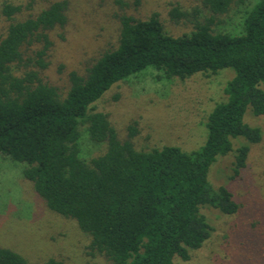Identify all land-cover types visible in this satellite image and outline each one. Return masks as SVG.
<instances>
[{
	"label": "trees",
	"instance_id": "trees-1",
	"mask_svg": "<svg viewBox=\"0 0 264 264\" xmlns=\"http://www.w3.org/2000/svg\"><path fill=\"white\" fill-rule=\"evenodd\" d=\"M200 1L190 15L192 30L178 36L165 31L157 13L144 20L120 16L116 45L84 74L70 72L64 94L41 73L49 65L50 33L67 22L65 0L10 23L0 35V155L22 163L23 178L47 208L74 220L90 236V250L111 264L188 261L213 230L200 207L224 215L240 207L232 190L214 188L207 174L217 157L233 151L231 178L240 175L250 146L261 141L260 128L243 117L248 108L254 116L264 115V0ZM232 6L246 7L240 31H216L218 17ZM21 9L4 2L1 12L13 20ZM170 15L189 17L176 8ZM225 68L234 77L224 88L225 101L209 113L205 142L195 151L136 150V121L119 140L108 116L94 111L93 104L113 85L150 69L157 80L183 81ZM83 132L94 143H106L104 153L82 159ZM237 137L245 143L234 150L231 140ZM0 264L27 262L0 248ZM45 264L65 263L50 258Z\"/></svg>",
	"mask_w": 264,
	"mask_h": 264
},
{
	"label": "rangeland",
	"instance_id": "rangeland-1",
	"mask_svg": "<svg viewBox=\"0 0 264 264\" xmlns=\"http://www.w3.org/2000/svg\"><path fill=\"white\" fill-rule=\"evenodd\" d=\"M61 0H0V35L8 25L36 15L49 4ZM67 22L50 33L53 46L49 65L41 75L45 82L64 94L72 71L84 74L103 52L113 48L119 34V17L144 20L157 13L167 33L178 36L192 30L190 16L201 8L200 0H65ZM4 2L22 7L8 20L1 12ZM189 17L174 18V9ZM246 7L232 6L218 17L216 31L237 34ZM208 16L207 13H204ZM156 71L147 70L113 85L93 104L115 128L119 140L127 127L137 122L133 138L136 150L176 146L185 152L198 150L205 142V122L213 107L225 101L224 88L233 77L230 68L216 74H195L185 80H157ZM244 123L259 127L261 141L251 145L247 166L241 174L232 172L233 151L219 156L210 166L208 182L232 190L240 206L234 215H224L208 206L199 209L213 229L204 245L190 253L188 261L175 264H264V115L254 116L248 108ZM83 131V130H82ZM233 149L245 143L231 140ZM80 157L89 160L106 150V143H94L83 132ZM24 165L0 155V248L21 255L27 264H45L50 258L65 264H111L103 255L91 251V238L76 222L49 210L34 192L32 183L22 176Z\"/></svg>",
	"mask_w": 264,
	"mask_h": 264
}]
</instances>
